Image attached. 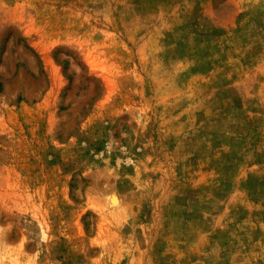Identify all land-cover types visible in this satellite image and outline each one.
Instances as JSON below:
<instances>
[{"label":"rangeland","instance_id":"obj_1","mask_svg":"<svg viewBox=\"0 0 264 264\" xmlns=\"http://www.w3.org/2000/svg\"><path fill=\"white\" fill-rule=\"evenodd\" d=\"M0 264H264V0H0Z\"/></svg>","mask_w":264,"mask_h":264},{"label":"bare ground","instance_id":"obj_2","mask_svg":"<svg viewBox=\"0 0 264 264\" xmlns=\"http://www.w3.org/2000/svg\"><path fill=\"white\" fill-rule=\"evenodd\" d=\"M111 196H112V198H111L112 203H113L115 206H117V205L119 204V198H118L115 194H112ZM114 208H115V207H114Z\"/></svg>","mask_w":264,"mask_h":264}]
</instances>
